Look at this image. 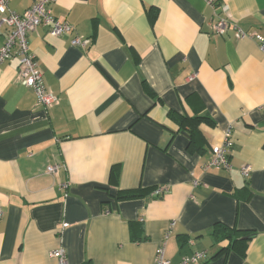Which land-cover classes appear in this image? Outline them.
I'll list each match as a JSON object with an SVG mask.
<instances>
[{
	"label": "crops",
	"instance_id": "1",
	"mask_svg": "<svg viewBox=\"0 0 264 264\" xmlns=\"http://www.w3.org/2000/svg\"><path fill=\"white\" fill-rule=\"evenodd\" d=\"M34 2L9 0L19 14ZM217 5L56 0L53 15L73 32L28 34L60 99L49 110L17 80L18 57L0 64V264H56L59 247L68 264H154L160 246L172 263L205 251L196 264H264V53L233 26L264 36V0ZM221 17L229 27L216 34ZM75 35L92 42L73 46ZM4 37L1 27L0 46ZM172 111L210 117L198 151ZM226 139L231 171L206 170ZM137 188L152 191L116 196ZM217 224L232 237L253 234L242 253L217 255L227 245ZM139 227L143 241L132 237Z\"/></svg>",
	"mask_w": 264,
	"mask_h": 264
},
{
	"label": "built area",
	"instance_id": "2",
	"mask_svg": "<svg viewBox=\"0 0 264 264\" xmlns=\"http://www.w3.org/2000/svg\"><path fill=\"white\" fill-rule=\"evenodd\" d=\"M56 0H36L23 13L19 14L10 8L9 0H0V28L5 29L4 42L0 46V64L14 58H19L17 69V80L24 86L34 90L37 96V102L46 110L58 104L59 97L54 94L44 83L43 74L39 68V62L35 55L30 51L28 44V34L38 29L39 26H48L49 35L59 37L73 32V26L66 21H61L53 15L52 5ZM207 4L217 8V0H206ZM237 38L252 36L260 43L261 50L264 53V36L259 33H249L234 24ZM213 32L224 34L229 22L225 18H218L211 23ZM92 42L89 37L75 35L71 39L73 46L86 47ZM231 142L226 139L221 145L213 147L208 161L204 164L207 170L211 167H222L231 171L232 165L229 159L228 149ZM62 166L59 164L49 165V173H58ZM250 168L244 166L242 172L245 176L249 175ZM68 184H65L67 186ZM162 189H157L156 193H162ZM2 211L0 210V216ZM66 223L63 224V227ZM163 246L158 247L154 264H196L206 256L205 251H195L190 255H185L178 263H172L166 259ZM51 256L56 260V264H68L67 253L64 248L59 247L52 250Z\"/></svg>",
	"mask_w": 264,
	"mask_h": 264
},
{
	"label": "trees",
	"instance_id": "3",
	"mask_svg": "<svg viewBox=\"0 0 264 264\" xmlns=\"http://www.w3.org/2000/svg\"><path fill=\"white\" fill-rule=\"evenodd\" d=\"M170 115L174 118V120L178 123L181 131H186L190 135V144L188 145V149L191 152L198 151L200 149V145L198 143V137L200 136L199 126L202 122L212 123L209 116H187L181 115L177 112L172 111ZM151 189H129V190H121L116 195L118 199H133L146 196L151 193ZM142 230L141 227L137 229H133L132 237L136 241H143L146 238L145 235L136 236V231L140 232ZM141 233V232H140ZM138 233V234H140ZM213 235L216 238L217 243L227 242L226 246H220V249L217 255L225 253L227 254L230 250L237 249L240 253L245 250L247 246V242L249 239H245L247 236H238L232 237L230 230L228 227L217 224V226L213 229ZM249 235V234H248Z\"/></svg>",
	"mask_w": 264,
	"mask_h": 264
},
{
	"label": "water",
	"instance_id": "4",
	"mask_svg": "<svg viewBox=\"0 0 264 264\" xmlns=\"http://www.w3.org/2000/svg\"><path fill=\"white\" fill-rule=\"evenodd\" d=\"M182 134H184L185 136H187L188 138H190V135L186 132V131H182ZM253 237V234H249L247 236H245V239H251Z\"/></svg>",
	"mask_w": 264,
	"mask_h": 264
}]
</instances>
